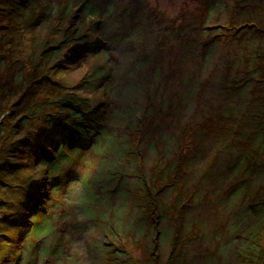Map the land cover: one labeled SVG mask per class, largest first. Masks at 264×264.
Wrapping results in <instances>:
<instances>
[{
  "label": "rangeland",
  "instance_id": "1",
  "mask_svg": "<svg viewBox=\"0 0 264 264\" xmlns=\"http://www.w3.org/2000/svg\"><path fill=\"white\" fill-rule=\"evenodd\" d=\"M0 264H264V0H0Z\"/></svg>",
  "mask_w": 264,
  "mask_h": 264
},
{
  "label": "trees",
  "instance_id": "2",
  "mask_svg": "<svg viewBox=\"0 0 264 264\" xmlns=\"http://www.w3.org/2000/svg\"><path fill=\"white\" fill-rule=\"evenodd\" d=\"M68 95H72V94H68ZM43 119H41V121H40L41 123H44ZM260 155H262L261 152H260ZM164 167H166V166H164ZM162 174H163V172H162Z\"/></svg>",
  "mask_w": 264,
  "mask_h": 264
}]
</instances>
